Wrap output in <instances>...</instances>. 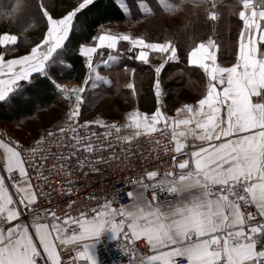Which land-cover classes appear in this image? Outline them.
<instances>
[{
	"label": "snow or ice",
	"instance_id": "6c2138e0",
	"mask_svg": "<svg viewBox=\"0 0 264 264\" xmlns=\"http://www.w3.org/2000/svg\"><path fill=\"white\" fill-rule=\"evenodd\" d=\"M221 2L157 0L164 13L177 14L188 4L193 16L198 19L203 12L210 22L207 38L193 32L183 50L186 64L202 74L199 98L172 110L163 103L161 74L166 65L181 59L175 36L166 34L157 42L146 33L100 25L91 42L78 44L87 72L80 85L69 86L55 73L70 71L65 50L79 15L94 0H71L63 8L54 0H0V26L9 25L0 31V110H14L19 102L35 106L32 92L38 80L66 107L61 121L38 132L31 143L0 133V264H104L101 253L113 249L123 264H264V0H235L230 5L237 32L228 46L217 32ZM119 7L125 19L130 18L129 6L121 2ZM137 8L142 16L155 14L145 0ZM29 31L37 33L31 40ZM121 42H127L134 60L154 73V110L135 106L122 122L97 117L81 124L85 94L112 83L101 67L121 63ZM125 71L134 76L136 70L125 65ZM124 87L132 97L139 94L132 79ZM93 125L104 129L95 145L77 133V128ZM70 133L68 154L81 169L87 161L96 174L102 170L88 157L104 147L105 138L110 141L105 150L114 161L111 142L128 143L124 159L133 170L143 167L131 163L133 147H138L134 142L162 133L168 138L165 152L173 153L171 164L135 180L118 181L122 187L113 186L111 193H89L75 215L69 209L77 201L54 209L46 189L33 183V173L38 180L48 179L43 168L49 156L53 167L70 168L64 154L57 155L51 147ZM95 160L107 162L99 156Z\"/></svg>",
	"mask_w": 264,
	"mask_h": 264
},
{
	"label": "trees",
	"instance_id": "16d2710c",
	"mask_svg": "<svg viewBox=\"0 0 264 264\" xmlns=\"http://www.w3.org/2000/svg\"><path fill=\"white\" fill-rule=\"evenodd\" d=\"M126 6L130 8V18L125 19L122 9L117 0H94V4L79 15V22L76 25L75 32L71 36V43L66 51L65 62L70 65V71L57 72L55 75L59 82H82L86 75L87 68L84 65V58L78 52V44L91 42V36L99 31V26L105 28H114L118 31L131 30L133 34L146 33L149 37L159 42L167 34L175 36L181 51L179 62L169 63L162 71V84L165 92L163 100L167 108L174 110L182 102H189L199 98V88L203 83L202 74L196 71L192 66L186 64L185 52L187 45V36L195 32L201 38L206 39L210 34V22H205L203 12L199 17L191 14V6L186 4L184 10L177 14H167L158 8L157 0H145L150 7H153L155 14L151 16L140 15L137 5L140 0H123ZM57 8H63L71 0H54ZM235 0H222L220 10L223 18L218 22L217 32L222 45L228 46L234 40L237 32V20L229 15L228 9ZM135 21V23H133ZM130 25L128 29L124 27ZM9 25L0 26V31L6 30ZM184 29L181 31V29ZM17 32V28L12 29ZM29 40L37 35L35 31L26 33ZM121 52V63L112 68L101 67V73L107 75L112 80L111 85H100L96 90L88 91L86 102L82 106L81 120L86 121L85 116L92 117L98 107L101 119H112L122 117L125 111L138 106L141 111L154 110L155 97L152 90L154 82V73L149 65L142 64L132 58V53L127 52V42H121L119 45ZM218 59H221L218 53ZM155 62V61H154ZM125 65L129 70L135 69L134 76L125 71ZM191 73V76L189 74ZM132 79L138 90V95L132 97L131 90L126 89L124 85ZM125 82V83H124ZM187 93V96L182 93ZM103 97L100 104L98 98ZM110 98L117 101V114L106 112L109 107ZM32 102H19L14 105V110H0V123L10 125L14 132L22 128V122H28L35 119L39 114L48 112L52 115L53 122L47 123V127L59 122L61 109L66 111L64 103L59 97L52 95L46 82L38 80L33 86ZM173 112H169L173 114ZM19 133V132H18ZM30 139V138H29ZM27 140V139H26Z\"/></svg>",
	"mask_w": 264,
	"mask_h": 264
},
{
	"label": "built area",
	"instance_id": "2783aa9c",
	"mask_svg": "<svg viewBox=\"0 0 264 264\" xmlns=\"http://www.w3.org/2000/svg\"><path fill=\"white\" fill-rule=\"evenodd\" d=\"M79 122L81 124L83 123L81 115L79 117ZM103 131V128L94 125L89 126L88 129L77 128V133L84 138V142H91L94 145L101 142V134ZM85 132L95 134L85 135ZM0 133H4L6 136H10L24 144L31 143V138L20 140L13 136L6 126L1 124ZM71 135V133L68 134L63 141L57 139L55 143L51 145L52 150L57 153V155L61 153L64 154L70 164V168L63 166L53 167V159L49 156L47 163L43 168V175L48 179L46 181L38 180L36 179L35 173H33V183L46 189L45 196L52 199L54 209L59 208L62 205L67 206L69 200L77 201L76 207L69 209L74 215L77 214L79 208L82 207V205L79 204V201L82 199L86 200L89 193H111L113 186L116 188L122 187V183H118V181L123 182L125 179L135 180L138 176H144L147 171L163 169L165 165L171 164L173 153L170 150L167 153L165 152L168 138L162 133L159 135H153L151 138H143L134 142L138 147H133V156L135 159H133L131 163L134 165H143V167H136L133 170H129L127 167L128 162L124 159L129 148L128 143L121 140L119 141V145H122L123 147H120L115 141L111 142L114 146L113 151L117 156V159L114 161L111 158V154L105 150L110 143V141L105 138L102 140L104 147L98 150L95 155L88 157V160L92 161L95 168L102 170L100 174H96L93 171V167L87 166V161H85L86 166L81 169L77 159L68 154L70 150L69 146L72 144ZM112 135H115L114 131ZM77 151H81L79 146H77ZM149 153L152 155H149ZM81 154L83 155L82 151ZM96 156H99L107 162L96 163ZM37 159L39 162V154ZM84 173H87V176H85ZM66 181H71L72 183L66 185ZM69 188L71 189L70 196L67 194ZM123 202L127 201L125 200ZM88 206L91 207L92 205L89 204ZM70 255H74V253H71ZM70 255L66 256L65 259H69ZM101 256L104 260V264H111V261L114 259L116 264H123V258H120L119 253L115 249L110 253L102 252Z\"/></svg>",
	"mask_w": 264,
	"mask_h": 264
},
{
	"label": "rangeland",
	"instance_id": "374dc122",
	"mask_svg": "<svg viewBox=\"0 0 264 264\" xmlns=\"http://www.w3.org/2000/svg\"><path fill=\"white\" fill-rule=\"evenodd\" d=\"M124 1L123 0H117V3L118 5ZM125 4V3H124ZM130 25H127L124 27V30L125 29H128ZM113 30H115L114 28H111ZM126 31V30H125ZM84 61H85V58H84ZM84 65H86V62L84 63ZM60 83H65V84H68L69 86L70 85H80L82 82H75V81H72V82H60ZM125 83V82H124ZM183 95L187 96V93H182ZM103 97H100L98 98L97 100H99V103L101 104L103 102ZM117 101L114 99V98H110L109 100V107H107V110L106 112H110V113H113V114H117L118 113V110H116V106H117ZM97 111L94 112V115L92 117H88V116H85V120H94L96 119L97 117L99 118H102L101 116H99V113H98V107H96ZM129 111V110H128ZM127 111H125L122 115V117H119V118H112V119H104L108 122H112V121H116V122H122L123 119H124V114L126 113ZM50 122L52 123L53 122V118H52V115H50V113L48 112H44V113H41L39 114L35 119L31 120V121H24L22 122V128L18 130V132H14L12 129H11V126L10 125H6V124H2L0 123L1 125L3 126H6V128L10 131V133H12L13 136L17 137L18 139L20 140H26V139H29V138H32V137H35L37 135L38 132H41L43 131V129L45 128H50L51 126L47 127V123L50 124Z\"/></svg>",
	"mask_w": 264,
	"mask_h": 264
},
{
	"label": "crops",
	"instance_id": "0c3cea01",
	"mask_svg": "<svg viewBox=\"0 0 264 264\" xmlns=\"http://www.w3.org/2000/svg\"><path fill=\"white\" fill-rule=\"evenodd\" d=\"M84 58V57H83ZM196 100V99H195ZM195 100H193V101H189V103H191V102H194ZM174 114V113H173ZM170 115H172V114H170Z\"/></svg>",
	"mask_w": 264,
	"mask_h": 264
}]
</instances>
